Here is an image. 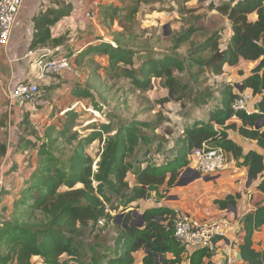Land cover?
<instances>
[{
    "label": "trees",
    "instance_id": "obj_1",
    "mask_svg": "<svg viewBox=\"0 0 264 264\" xmlns=\"http://www.w3.org/2000/svg\"><path fill=\"white\" fill-rule=\"evenodd\" d=\"M177 1L179 9L184 10L191 0ZM53 2L55 7L34 18L30 49L49 47L54 51L52 56H57L56 48L63 40L53 37L52 28L70 15L72 7L65 0ZM138 4L129 13H135ZM210 8L216 10L215 17L222 25L211 20L205 27L191 26L179 34L174 49L191 41L198 30L208 33L216 29L203 43L193 44L191 52L183 58L173 54L154 56L148 49L131 48L118 35L114 41L100 39L89 45L76 60L104 55L108 57V71L114 77L127 79L135 89L151 90L153 78H164L169 90L164 101H180L186 97V87L175 72L202 67L222 74L225 65L237 66L241 61L261 59L241 84L243 89H250L258 96L257 110L250 114L234 110L232 102L238 91L231 83H224L218 108L209 110L207 115L193 110L176 141L175 156L161 159L150 155L141 123L114 125L104 119L82 134L72 131L78 113L68 110L62 126L47 128V141L39 144L38 140L28 139L31 147L36 148L37 164L13 201L10 217L0 219V264H34L33 257L43 259L46 264H134L138 251L145 252L143 264H181L186 255L189 264H203L205 259L213 257V251L207 248L187 253L175 237L173 219L179 211L174 208L157 205L144 209L141 227L135 226L138 216L132 210L125 212L122 219L107 211L108 206L116 209L114 197L124 205L141 199L160 200L163 197L160 189L177 185L183 170L189 166L190 154L204 143L221 147L234 158H243L241 164L248 167L249 177L261 178L258 189L264 193V154L251 148L245 152L229 134L230 130L236 131L264 149V0L211 2ZM106 9L112 20L119 11L113 6ZM197 18L199 21L200 17ZM227 23L232 34L225 39L226 48L221 49L219 32ZM72 92L78 97L91 96L89 89L83 87ZM235 119L240 123L230 122ZM162 122L163 118L154 124L159 127ZM96 140L99 144L95 161L87 150ZM68 145L70 153L66 152ZM129 172L134 175V185L127 180ZM63 186L69 190L62 191ZM235 199L229 195L217 203L227 208ZM101 221L103 228L114 225L112 236L95 233ZM79 225H91V232L95 233V242L88 244V252L81 248L85 242ZM263 225L264 203H260L243 219L244 241L240 252L246 264H264V247L259 250L253 247V235ZM167 254L173 258H167ZM63 255L68 258L62 259Z\"/></svg>",
    "mask_w": 264,
    "mask_h": 264
},
{
    "label": "rangeland",
    "instance_id": "obj_2",
    "mask_svg": "<svg viewBox=\"0 0 264 264\" xmlns=\"http://www.w3.org/2000/svg\"><path fill=\"white\" fill-rule=\"evenodd\" d=\"M76 3L77 10L65 19L62 25V32H57V37H61L63 42L60 49L66 50L73 60L71 68L64 72L45 73L44 76L50 78L54 93L42 85L41 99L52 98V112H58L62 109V121L57 125L62 126L66 119V112L70 106L77 105L74 110L78 113L75 125L72 131L77 130L80 133H86L91 130L96 121L107 120L114 125L117 123L142 124V131L148 138V148L153 158L161 159L165 156L173 158L178 150L176 141L181 134V129L189 122L193 110L197 112L209 113V110L216 109L220 103V89L224 83L233 81L232 74L229 71H223L222 74H215L202 67H194L188 72H175L181 82L186 87V97L183 100L164 101L169 94L167 81L164 78H153L154 86L151 90L135 89L125 78L114 77L108 71V57L101 55L83 56L78 61L75 59L77 52L89 40L105 39L114 41L115 37L122 36L124 43L135 49H148L154 56L159 54H173L181 58L188 56L192 50L193 44H201L206 38L216 31L211 29L205 33L198 30L192 37V40L174 49L175 39L191 26L198 28L207 26L212 20L213 24L222 25L216 16V10L210 8L211 2L219 4L231 0H192L186 3L184 10H180L177 0H97L94 7L90 8V1L71 0ZM82 1L83 5L79 4ZM148 2V3H144ZM137 3L138 9L135 13H129ZM108 5L119 8L118 13L112 20L109 18L105 9ZM74 7V8H76ZM90 11L96 15L91 19L86 15ZM200 17L199 21L197 17ZM222 41V40H220ZM208 55V53H205ZM81 56V52L78 53ZM68 78V79H66ZM74 80V81H69ZM55 82V83H54ZM70 83L77 87L89 89L91 96L82 98L62 97L63 92L67 91ZM45 87V90H44ZM98 106V107H97ZM46 110V108H45ZM48 111V109H47ZM102 112V113H101ZM60 118V119H61ZM163 118V122L157 127L154 123ZM28 119V118H27ZM48 119L43 124H47ZM234 122V121H230ZM32 125L28 119L21 124L19 130L21 133L20 141L14 150L9 152L10 169L3 174L0 179V219L9 218L13 201L19 196L26 176L29 175V168L32 166L31 145L27 140L34 137L42 144L46 140L43 125ZM143 124L151 126L145 127ZM48 127V128H49ZM234 133L235 131H230ZM236 137V136H235ZM47 141V140H46ZM98 140L92 143L88 148V153L97 160L96 152L98 149ZM214 145V144H212ZM71 146L66 147V152L70 153ZM7 150L0 149V166L5 158ZM189 167V166H188ZM186 167L178 182L185 184L193 177L192 172L187 171ZM19 172V173H18ZM129 181L132 180L130 174L127 175ZM128 180V179H127ZM177 182V185H178ZM180 185V186H181ZM79 187V186H76ZM62 191L69 190L63 186ZM114 203L116 209L108 206L107 211L112 216H118L122 219L125 212L133 211L135 213L143 207V203L131 202L124 205L121 200ZM104 221H101L95 231L104 236H112L115 233L114 225L103 228ZM81 229V239L84 240L82 249L89 250L88 244L95 242L92 226L79 225ZM68 258L63 255L62 259ZM34 264H46L43 259L33 257ZM72 264H75L73 262Z\"/></svg>",
    "mask_w": 264,
    "mask_h": 264
},
{
    "label": "crops",
    "instance_id": "obj_3",
    "mask_svg": "<svg viewBox=\"0 0 264 264\" xmlns=\"http://www.w3.org/2000/svg\"><path fill=\"white\" fill-rule=\"evenodd\" d=\"M87 1L89 0H86L85 4L88 3ZM65 2L71 4L72 9H74L73 12L78 11L76 7L77 2L71 0H65ZM82 3L83 2L80 1L79 4L81 5ZM90 3V6L94 7L97 0H91ZM52 6H56L53 0H23V5L18 16L19 24L13 30L11 42L7 47L0 48V149L7 150L2 165L0 166V179L3 178V174L10 169V162H8L10 158L8 155L11 150L17 147L20 141L21 136L19 133L21 132L19 127L21 124L29 119L32 125L38 126L48 119L47 124H43L44 126L42 127L45 132L50 125L59 124L60 121H62L60 116L66 111L62 109L58 112H52L51 102L54 99L51 97L49 99L44 97L38 104L28 102L22 105L9 96V90L22 82L34 81L42 85H49L46 86L49 90L52 88L51 85L53 82L50 81V78L40 75V69L34 63L35 56L29 55V51L31 50L30 45L33 39L34 18L44 14L48 8ZM106 10L107 9H105V12ZM68 16H65L52 28L53 37H57V32H62V25L66 22L65 19ZM222 31H225V36L227 38L232 34L231 27L228 23L226 28ZM99 40L100 39H93L87 41L82 49L77 52L75 59L78 57L80 58L78 53L81 52V54H83L89 45L95 44ZM56 50L58 51V55L69 54L66 50H61L60 46H58ZM95 56L101 57L100 55ZM260 60L261 59L241 61L237 66H224L225 72H231L233 78L231 84L236 90V85H241L243 83L244 78L260 63ZM240 71H242L243 74L240 73ZM76 87L74 83H70L69 87L66 89L67 91L63 92L64 94L62 97H66L64 99H71L74 97L77 99L82 98L73 94L72 90ZM50 91L54 93L52 89ZM258 99V96H255V100L250 104L252 112L257 110L256 103ZM74 107L78 106H70V109H74ZM231 121L240 123L237 119ZM230 131L229 134L232 139L242 145L245 152L251 148L264 154V149H262L256 141L246 139L236 131L234 133ZM32 139L35 138L33 137ZM30 151L32 155V166L29 170H32L37 164L36 148H32ZM229 159L230 168L218 175L207 178L201 175L199 176L198 173L191 170L190 172H192L194 178H191L185 184L181 186L176 185L169 189L163 186L160 189L163 195L160 200L150 198L137 201L140 204H144L139 210V213H143L144 209L148 207L159 205L174 208L176 211L190 214L200 220L218 221L227 224L225 236L219 237L217 247L213 251V257L211 259H205L203 264H246L240 252V246L244 241L243 219L246 214L254 211L260 203H264V193L258 189L261 178L253 179L249 177L248 167L241 164L243 158H234L232 154L229 153ZM128 174L133 177L130 181L129 178H127L129 183L134 185V175L131 172ZM229 195L236 197L235 203H231L227 208H221L217 200H224ZM253 247L258 250L264 247V225L259 230L255 231L253 235ZM144 254V251L136 252V261L134 264H143L142 258ZM166 257L173 258V255L167 254ZM181 264H189L187 255Z\"/></svg>",
    "mask_w": 264,
    "mask_h": 264
},
{
    "label": "built area",
    "instance_id": "obj_4",
    "mask_svg": "<svg viewBox=\"0 0 264 264\" xmlns=\"http://www.w3.org/2000/svg\"><path fill=\"white\" fill-rule=\"evenodd\" d=\"M23 0H0V48H5L11 42L13 30L19 24V13ZM92 8L93 6H89ZM86 15L94 19L96 15L90 11ZM222 41L221 49L227 46L225 31L219 32ZM52 48L39 47L29 51V55L35 56L34 63L40 69V75L45 73L60 72L71 68L70 55L52 56ZM52 56V57H51ZM9 96L20 104L28 102L39 103L41 101V87L38 82H22L9 90ZM255 100L252 90L238 92L232 102V108L237 111H245L250 114V104ZM189 167L195 173L204 177H211L230 168L229 153L221 147H212L204 143L196 148L189 156ZM175 237L184 246L187 253L198 248H207L214 251L219 237L225 236L227 224L218 221L200 220L187 213H177L174 217ZM231 260V259H230Z\"/></svg>",
    "mask_w": 264,
    "mask_h": 264
},
{
    "label": "water",
    "instance_id": "obj_5",
    "mask_svg": "<svg viewBox=\"0 0 264 264\" xmlns=\"http://www.w3.org/2000/svg\"><path fill=\"white\" fill-rule=\"evenodd\" d=\"M237 91L241 92L243 90L241 85H236ZM192 169L190 167L187 168V171H191ZM200 176V175H199ZM210 178V177H207ZM178 185H181V182H178ZM138 216V219H136L135 221V226L141 227L143 225V221H144V213H136Z\"/></svg>",
    "mask_w": 264,
    "mask_h": 264
}]
</instances>
